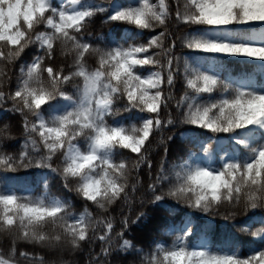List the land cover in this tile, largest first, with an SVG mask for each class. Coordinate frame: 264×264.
<instances>
[{"label": "snow or ice", "instance_id": "obj_1", "mask_svg": "<svg viewBox=\"0 0 264 264\" xmlns=\"http://www.w3.org/2000/svg\"><path fill=\"white\" fill-rule=\"evenodd\" d=\"M0 111V264H264V0H0Z\"/></svg>", "mask_w": 264, "mask_h": 264}, {"label": "trees", "instance_id": "obj_2", "mask_svg": "<svg viewBox=\"0 0 264 264\" xmlns=\"http://www.w3.org/2000/svg\"><path fill=\"white\" fill-rule=\"evenodd\" d=\"M100 26V18L98 17L94 27L99 28ZM107 27L110 26H105V31L107 30ZM31 55V50H29L26 55H25V59H27L29 56ZM239 67L237 66L236 71H239ZM7 118L11 119L14 123V131L19 134L20 132V124H19V117L16 114H12V113H8L7 114ZM5 120V114L0 111V124H2ZM19 145V139L11 141V147L12 148H17ZM155 158V155H154ZM47 170L44 169H27V170H20L18 172L15 173H9V176L12 177V183L18 186H27V187H31L34 188L37 192L42 190V186H43V180L45 178L44 173ZM50 188L51 191L61 195L62 197L65 198H70L76 208L79 210L82 207V201L80 200V198L75 194V192H70L66 189H64L62 187V183L60 181L59 177H54L51 178L50 180ZM181 208H183V206H180ZM149 211V216L146 219H142L139 223H134L131 226V232H129L128 238L132 239L134 241L135 244L139 245V246H147V244L154 238L158 237L160 235V229H161V224L163 223L164 219H166V217L163 215V213H155L153 212V210L151 209V207L149 206V208L147 209ZM135 211V209H134ZM198 216H203V214H197ZM248 215H251V213H249ZM179 217H177L178 219ZM195 219V217H194ZM209 219L214 221V225L213 228L218 231V232H222V226L227 224L231 227V230L233 232V234L235 235L236 238H238L242 244L244 245V250H247L248 247V242H249V236L246 233H243L241 231V226L242 223L245 221L246 217L244 215L241 216H237L234 220H228V221H224L222 219H220L219 217H209ZM257 220H259V215H257L256 217ZM200 223H203V220L200 221ZM256 227H259V224L255 225ZM4 249H5V253L7 252V244L4 245ZM29 250H32L31 248ZM97 250H99L97 248ZM46 258L48 259H52L53 257L46 253ZM65 259H71L74 260L76 262H78V264H86V262L89 259V255L87 252V246H85V249L83 251H79L77 253H75L72 256H65ZM114 262H117V264H119V262L123 261V260H131L133 259L132 256H125L123 254H115L113 255V257L111 258ZM21 264H25V262L22 260Z\"/></svg>", "mask_w": 264, "mask_h": 264}]
</instances>
